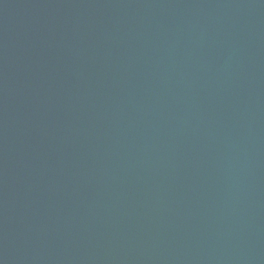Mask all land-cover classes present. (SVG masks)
Here are the masks:
<instances>
[{
	"label": "water",
	"instance_id": "95a60500",
	"mask_svg": "<svg viewBox=\"0 0 264 264\" xmlns=\"http://www.w3.org/2000/svg\"><path fill=\"white\" fill-rule=\"evenodd\" d=\"M0 264H264V0H0Z\"/></svg>",
	"mask_w": 264,
	"mask_h": 264
}]
</instances>
